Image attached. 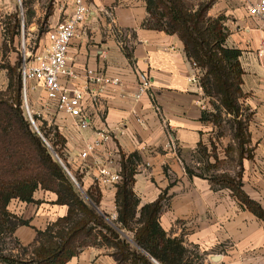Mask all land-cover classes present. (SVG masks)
Listing matches in <instances>:
<instances>
[{"label": "crops", "instance_id": "obj_1", "mask_svg": "<svg viewBox=\"0 0 264 264\" xmlns=\"http://www.w3.org/2000/svg\"><path fill=\"white\" fill-rule=\"evenodd\" d=\"M30 1L29 24L33 32L38 31L35 45L42 52L50 46L47 33L71 13L72 0ZM88 3L90 14L72 42L70 65L79 76L74 86L96 94L93 104L88 98L92 105L90 128L79 130L72 118L60 113L45 91L38 88L45 94L46 111H53L49 106L55 109L54 124L66 139L68 165L80 177L84 190L95 188L101 195L99 213L108 216V222L116 220L120 183H100L96 156L83 162L79 154L104 130L111 139L98 152L103 165L107 163L105 158H109L110 166L122 175L124 158L136 169L133 190L140 201L138 217L144 206L163 198L160 226L168 238L182 240L190 252L203 256L202 264H264V220L242 205L230 189L216 188L208 179L187 172L188 160L198 154L200 146L208 150L215 147V127L203 119V109L197 102L198 87L189 82L192 61L182 40L144 26L149 18L145 0ZM16 7L13 5L12 9ZM227 9L228 15L242 22L241 27L249 21L245 2L228 0ZM47 12L51 13L45 24L47 31L39 35L38 22ZM4 41L5 29L0 22V64L8 61L14 65L15 58L4 60ZM18 43L16 37L14 46ZM228 44L243 52L242 90L246 108L252 112L248 122L251 156L243 160V191L264 211V69L256 56L259 36L240 31L229 38ZM87 70L120 78L122 85L99 93L98 85L87 82ZM139 72L150 76L152 88L136 100ZM8 83L7 71L0 69V91L6 90ZM133 155L137 160L129 159ZM34 200L37 203L13 200L9 206L12 214L27 223L18 226L14 233L23 247L33 245L39 231H45L68 214V207L57 204L58 196L53 192L39 189ZM115 225L112 226L124 240L145 254L134 242L133 231ZM117 252L113 244L99 242L80 250L68 264H120L115 257ZM150 260L159 264L153 258ZM123 264L134 262L129 259Z\"/></svg>", "mask_w": 264, "mask_h": 264}, {"label": "trees", "instance_id": "obj_2", "mask_svg": "<svg viewBox=\"0 0 264 264\" xmlns=\"http://www.w3.org/2000/svg\"><path fill=\"white\" fill-rule=\"evenodd\" d=\"M145 1L149 18L144 26L177 35L182 40L187 57L206 71L202 79L205 94L220 98L222 108L226 114L232 116L233 127L236 128L234 141L238 142L240 168L236 178L230 175L208 178L206 172L214 168L213 165H206L201 174L187 167L188 174L206 178L216 188L230 189L242 205L264 220V211L243 191L242 184L243 160L251 156L245 150L250 144V136L248 122L242 121L239 102L243 97L245 74L240 61L242 50L226 46L228 35L223 26L224 18L208 17L207 12L211 9L212 2L201 4L195 12H191L183 0ZM30 3V0H22V6L26 9L25 25L29 24L32 15ZM15 16L12 33L6 32L5 35L4 60L10 51L9 47L14 45L15 38L21 33L23 21L18 13ZM50 16L49 12L46 23ZM46 31V28H42L39 35ZM22 65L23 61L20 59L14 65L5 61L0 64V69L7 71L9 79L7 89L0 91V240L14 238L17 227L27 224L10 212L11 202L19 200L37 203L34 194L41 189L57 194L56 203L67 206L68 214L50 224L45 231H39L33 245L22 247V251L31 255L27 264H68L80 250L97 245L98 237L118 249L115 257L120 264L129 259H132L134 264H154L150 258L159 264H202L203 256L190 252L183 246L182 240L168 238L160 226L163 198L144 206L138 217L140 201L133 190L136 169L129 160H122V181L118 185L116 195L118 215L113 223L120 229L133 231L134 242L146 255L137 252L108 222V216H103L96 210L95 207L100 205L101 200L97 189L86 191V198L82 196L63 166L54 160L46 144L52 141V147L64 160V136L56 128L51 138L52 132H45L41 127L40 136L28 121ZM220 115L204 112L203 119L216 125L221 120ZM206 151L202 146L198 149V153L205 156ZM133 157L137 160L135 155L129 159ZM75 177L81 184L80 177ZM17 243L19 244L18 241ZM5 251L0 241V262L23 264V255Z\"/></svg>", "mask_w": 264, "mask_h": 264}, {"label": "built area", "instance_id": "obj_3", "mask_svg": "<svg viewBox=\"0 0 264 264\" xmlns=\"http://www.w3.org/2000/svg\"><path fill=\"white\" fill-rule=\"evenodd\" d=\"M234 2H245L249 21L240 28V31L249 35L256 33L259 36V45L256 56L259 64L264 69V0L251 2L250 0H232ZM21 2V1H20ZM89 0H72L73 9L67 18L51 29L48 33L50 46L42 52L35 48L32 52H26L24 48L22 76L24 84V96L26 102V113L30 120L32 114L27 103V91L30 84H35L32 89L42 88L49 101L53 102L55 108L74 121L79 130H86L92 124V105H89L88 98L93 102L96 94L87 88L75 87L74 82L79 79L78 74L70 65V48L74 39L78 36L80 27L86 22L89 14ZM22 20L24 14L22 11ZM192 75L189 82L196 85L199 90L198 104L203 112H210L209 97L205 94L202 86L203 70L192 62ZM136 100L147 94L152 88L151 78L148 74L139 72ZM87 82L100 87L99 93H105L111 88H119L122 81L117 77H108L93 70H87ZM108 132L101 130L97 133L94 141L85 145L79 154L81 161L85 162L90 157H95V164L100 166L99 182L102 184H118L122 181L120 172L114 170L111 161L106 154L107 163L103 165L102 158L98 152L110 141ZM47 143V142H46ZM174 147V144L172 145Z\"/></svg>", "mask_w": 264, "mask_h": 264}, {"label": "rangeland", "instance_id": "obj_4", "mask_svg": "<svg viewBox=\"0 0 264 264\" xmlns=\"http://www.w3.org/2000/svg\"><path fill=\"white\" fill-rule=\"evenodd\" d=\"M0 22L4 26L5 29V35L6 32L9 34L12 33V30L14 29L15 26V21H16V14H19V18L22 20V11L24 14V24H25V13L26 10L23 6H20V1L22 0H0ZM184 3L186 4L187 8L191 12H195L201 4H207V3H213L211 9L207 12L208 17L210 18H224L223 20V26L225 28V31L228 35L227 41H226V46L229 48H236V47H230L228 44L229 38H231L232 35H235L236 33L240 32V22L238 19H236L234 16L228 15V0H183ZM16 5V9H12V6ZM48 6V4H47ZM48 13V12H47ZM46 16H42L38 22V30L40 31L42 28H45V23H46ZM23 21V20H22ZM38 31L33 32L32 31V26L30 24L25 25V29L23 31V28L21 29V33L17 36L19 43L16 46H10L9 47V52L7 53L6 57H11L15 58V62L20 59L21 62L23 61V55H24V48L26 52H32L33 49L36 48V43H38ZM46 33V32H45ZM241 61V59H240ZM8 62V61H5ZM242 65V63H241ZM243 68V67H242ZM244 70V69H243ZM203 77L206 75V71H204ZM202 77V79H203ZM244 81V80H243ZM32 85L29 86L28 91H27V103L28 107L30 109V112L33 117V121L35 125L38 127L40 131V127L45 131V132H52L50 135L51 138H53L54 133L57 126L54 124V119H55V109L53 107H50L53 111H46V106L44 105L43 99H44V92L42 89L37 88V89H32ZM5 91V90H2ZM209 97V108L210 112H212L214 115H220V119L215 127V132H214V139H215V147H212L210 150L207 149L206 151V156L205 154H199L196 155L193 158H190L188 160V165L190 168L194 169L196 172L199 174L202 173V170L206 168L207 166L213 165L214 168H211L209 171L206 172V175L208 178H216L219 177L220 175H230L234 178L239 174L240 168H239V148H238V142L234 141V134L236 132V128L233 127V118L232 116L228 115L225 113V110L221 106L220 98L217 96H210ZM244 98H246V95L243 94V97L240 98L239 102L241 105V113H242V121L244 122H249L251 117H252V112L249 111L246 108ZM48 107V106H47ZM25 110H26V102H25ZM26 116L28 118V121L30 122V118L28 117L27 113ZM32 125V123L30 122ZM248 124V123H247ZM33 130L35 131L33 125H32ZM59 131V129H58ZM36 132V131H35ZM41 133V131H40ZM60 133V132H59ZM42 135V133H41ZM50 140V139H49ZM49 142V141H48ZM47 142V143H48ZM50 143V144H49ZM49 150L54 158L55 161L59 163V159L63 162V164L68 168L69 172L73 175V177L76 180L75 172L72 170V168L68 165L67 163V158H66V153L63 151L62 156L64 160L56 153L54 148L52 147V141L49 142ZM60 149V147H58ZM205 149V148H204ZM246 153L251 154V149L248 146L245 148ZM53 151V152H52ZM59 157V159L54 155ZM203 161V162H202ZM207 165V166H206ZM205 170V169H204ZM203 170V171H204ZM77 181V180H76ZM78 183V181H77ZM75 184V183H74ZM76 185V184H75ZM80 187H82L81 184L78 183ZM78 185L76 187L78 188ZM83 188V187H82ZM79 189V188H78ZM84 190V188H83ZM80 191V190H79ZM86 193V190H84ZM82 196L84 194L81 192ZM16 216V215H15ZM110 222V221H109ZM111 225H115L113 222H110ZM116 226V225H115ZM1 244L3 247L6 249L5 252H13L14 254L20 253L23 258V264H27L28 261L30 260V253L29 252H24L22 251V247L20 244L17 243V240L15 238H5L1 239ZM102 242V243H109L106 242V240L101 239V237H98L97 243ZM31 251V249L29 250ZM192 251V250H191ZM0 264H5L3 262H0Z\"/></svg>", "mask_w": 264, "mask_h": 264}, {"label": "water", "instance_id": "obj_5", "mask_svg": "<svg viewBox=\"0 0 264 264\" xmlns=\"http://www.w3.org/2000/svg\"><path fill=\"white\" fill-rule=\"evenodd\" d=\"M20 6H22V3H21V2H20ZM24 29H25V24H24V22H23V31H24ZM30 122L32 123V125H33L35 131H36L40 136H42L41 133H40V131H39V129H38V127L35 125L34 121H33V120H30ZM46 144H47V146L49 147V144H48V143H46ZM52 152H53V151H52ZM54 155L59 159V157L56 155V153H54ZM59 163H60V164L63 166V168L66 170V172H67V174L70 176L71 180H72L76 185H78V183H77V181L75 180V178L73 177V175L69 172L68 168L63 164V162H62L60 159H59ZM78 188H79L80 192H82V193L84 194V196L86 197V193L84 192L83 188L80 187L79 185H78ZM95 208H96V210H97L98 212H100V211L98 210L97 207H95ZM218 258H219V257L217 256V257H215L214 259L217 261Z\"/></svg>", "mask_w": 264, "mask_h": 264}]
</instances>
